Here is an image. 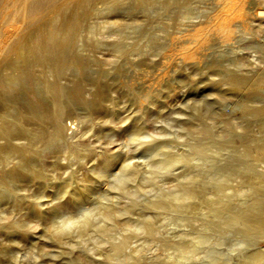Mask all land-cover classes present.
<instances>
[{"label": "rangeland", "instance_id": "374dc122", "mask_svg": "<svg viewBox=\"0 0 264 264\" xmlns=\"http://www.w3.org/2000/svg\"><path fill=\"white\" fill-rule=\"evenodd\" d=\"M1 1L0 49L7 46L8 37L14 35L15 28L20 23L15 12L17 4L9 0ZM150 2L151 0L141 4L135 0H118L115 3L99 2V12L88 15L87 25L78 26L75 31L73 30V33L79 36L71 33L72 37H77L79 41L77 38L76 40L72 38L74 42L72 41L71 49L66 51L61 65L55 68L50 63L48 69L42 68L43 71L47 69L49 74L55 73L59 77L76 74L81 69L80 80L89 88L93 86L95 76L101 77L105 81L103 88L98 90L102 92L100 96L102 99L97 98V90L94 91L93 87L94 93L92 94V90L89 92L90 89H88V94L87 91L84 94L85 99L83 97L81 100L68 99V97L60 96L58 100L61 104L63 102L61 112L63 123L67 126V122L72 120L77 122L78 126L74 134L68 133L70 131L68 128L66 132L73 137L86 134L84 143L69 149L63 141L52 136L45 137L33 142L32 147L36 149L35 152L32 151L27 156L20 152L21 158L24 156L23 160L30 162L29 173L27 171L17 176H0L1 260L7 252V244L9 246L16 240L18 242L31 237L34 230L38 231L42 237H50L48 232L52 234L53 230L68 222L67 218L78 221L85 213L93 214L94 223L113 226L119 232H123V228H125L124 231L130 228L134 230L148 219L149 223L157 227L156 231L157 229L159 231L156 237L149 238L147 234L145 236L139 234L131 237V240L136 241L134 243H141L139 246L140 249L143 248L141 253L145 256L149 254V257L159 255L158 253L165 251L161 252L162 247L166 248L167 253L166 251L164 253L168 260L171 258L170 264H175L174 260L179 262L180 257L181 264L188 262L189 264H208L209 261L214 263L211 257H207L209 251L214 249H218L220 256L224 255L226 259L229 255V258L231 255L237 257L243 251L244 248H241L243 245H247L251 252L257 249V251L264 250V228L259 232L253 229H245L243 230L245 232H241V228L236 232L231 226L232 231L228 229L229 226L224 223L209 226L207 220L209 217L212 218V211L206 209L205 203H202L203 200L196 202L202 197L198 195L197 198L190 200L183 197L188 186L197 187L199 184L200 176H187L189 170L197 169L196 166L191 167L186 161H179L176 165L174 164L175 169L172 166L171 171L169 168L168 171L152 165L154 157H152L151 149H154L153 145L158 143H164L166 148L171 150L177 148L176 150L180 152L185 151L190 160L198 158L197 151L192 148L196 147L199 139L197 136L199 129H196L198 111L201 108L199 104L202 106L206 101L209 103L211 100L209 97H213L210 91L211 79L214 77V74L211 77L213 68L209 66L211 70L205 66V61L198 66L184 65L183 67V63L179 62L178 58L186 53L193 43H197L199 34L216 28L227 9L225 10L224 3L220 4L222 6H217L210 0H186L179 7L176 4L167 3L166 0ZM220 7L223 9L220 10ZM47 9L44 12H49V16L54 13L53 7ZM179 20L191 23L188 26L189 29H185L187 33L192 32L188 34L191 38L185 30H182L185 34L177 33V29L184 28L183 25L178 26ZM106 22L110 24L106 25ZM114 22H120L121 29H126L125 32L118 30L123 33L122 35L118 31L115 33V29H119V26L112 27ZM44 24L40 25L41 29L45 27ZM110 26L114 30V35L110 32L112 30ZM35 32H33L34 35ZM8 33L11 35L8 36ZM177 34L180 36L178 37ZM185 35H187V41L184 39ZM76 49L82 53L83 57L73 56ZM165 52H172V57L166 60ZM205 59L210 61L211 58L204 56ZM202 64L205 67H201ZM161 69H164V72ZM41 84V81H36L40 95L45 98L46 105L50 106L52 98L43 91ZM153 88L155 91L152 90ZM25 90L27 89L20 88L21 93L18 90L15 92L17 96L20 93L19 97L12 96L27 97L29 93L28 91L25 93ZM207 97L209 100L206 99ZM20 138L19 141L28 142L26 137ZM1 140L4 139L1 138ZM146 144L151 146L148 148ZM3 162H6L4 156L0 158V166ZM247 162L250 160L244 158L240 164L243 166ZM220 177L224 178L222 179L224 182L220 180ZM232 177L219 176L222 183L226 181L225 193L232 202L250 201L257 196L254 185L251 186L246 180L238 182ZM253 188L254 191L251 190ZM37 206L38 209H36ZM99 207L102 208L101 210L103 207H108L114 211V214L105 220L99 214ZM91 227L85 232L72 229L60 238H64L62 241L68 239L72 243L80 234L83 236L82 240L89 235L91 239L83 241L84 244H88L94 241L93 237L96 238L97 235L93 231L94 227L90 230ZM42 230H47V234L39 233ZM221 233L224 235L222 236ZM253 233L255 234L252 235ZM146 236L147 238H143ZM219 236L226 238L228 236V238ZM194 239L195 247L192 246ZM190 243L197 249L191 252L194 256H189L190 253L186 249L192 248ZM158 244L162 247L159 248ZM200 245L210 248L205 249L206 247L202 248ZM195 255L197 259H193ZM187 256L189 259H186ZM260 257L264 264V252Z\"/></svg>", "mask_w": 264, "mask_h": 264}, {"label": "bare ground", "instance_id": "6f19581e", "mask_svg": "<svg viewBox=\"0 0 264 264\" xmlns=\"http://www.w3.org/2000/svg\"><path fill=\"white\" fill-rule=\"evenodd\" d=\"M10 1L17 4L15 12L18 15L17 18L20 19V23L16 26L14 35L8 33V36H11L8 37L9 41L7 39V46L5 48L1 47V49L4 48V50L0 49L2 52L0 54V158L3 156L6 157V162H3L0 166V176H17L19 173L24 174L23 172L27 171L29 173V166H31L30 162L28 160H23L24 156L21 158L20 152H23V154L25 153L26 156L32 151L35 152L36 149L32 147L33 142L42 140L45 137L52 136L53 138L59 139L63 141L69 149L84 143L86 134L84 135L83 133L76 137L68 134H74V132L78 130L77 122L71 120L68 121L67 126H65L63 123V113H61L63 102L61 104L58 98L60 96L61 98L65 96L68 97V99L81 100L82 97L85 99L84 94L90 89L89 92L92 90L91 93L97 90V98L102 99L100 97L102 92L99 91V93L98 90L103 88L105 81H103L101 77L95 76L92 82V87L95 89L93 91L92 87H86V84L80 80L79 76L82 71L81 69V71H77L78 73H71L65 77H59L55 75V73H53L55 76L49 74L47 69L50 63H52L55 68L61 65L66 51L72 46V38L76 40L79 36V34L73 33V30L75 31L78 26L87 25L88 15L99 12V2L115 3L118 0H9V2ZM135 1L141 4L146 0ZM185 1L186 0H166L167 3L176 4L178 7L181 4L183 5ZM0 2L2 1L0 0ZM210 2L217 6H222L220 4L224 3L223 6H225L224 8L225 10L227 9V11L223 14L221 13L222 20L214 30L206 31L201 34L198 33L199 39H197V43H193V46L190 48L188 47V51L178 58L180 59L179 62L183 63V67L184 65L198 66L205 61V66H211L213 68L211 77H213V74L214 77L211 79L210 83L212 95L211 93L209 94V96L211 95L213 97L210 98L208 96L209 99H211L209 103L206 101L202 106L199 104L201 108L198 111V124H196V126L198 125L196 129H199L197 135L199 139L197 138L198 143L197 145L195 144L196 147L193 145L194 148H192L197 151L198 158L194 160V155V157H192L194 159L190 160L185 151L180 152L176 150L177 148L171 150L166 148L164 143H158L157 145H153L154 149H151L153 150V154L151 153L152 157H154V163L152 162V165L159 169L168 170L169 168L170 171L172 166L175 169L174 164L176 165L179 161H186L191 167L196 166L197 169L195 171L189 170L187 176H200L199 184L197 187L188 186V188H184L183 197L188 200L195 199L198 195L202 197V199L196 200V202L203 200L202 203H205L206 209L212 211L211 219L209 217V220H207L208 218L205 215L207 218L205 221L207 220L208 225L210 224L209 226H211L212 224L216 226V224L224 223L229 226L228 229L232 227V230L235 229L236 232L241 228V232H245L243 231L245 229H253L255 232H259L264 228V0H210ZM150 3H152V0ZM225 4L228 6L227 8ZM4 5L6 4L4 3ZM49 7L54 8V13L50 16L49 12H44ZM221 9L223 8L220 7V10ZM107 23L108 22L105 24L107 25ZM177 23L178 26H184L182 29H177V33H184L182 30L187 29L188 26L191 25V23L186 20H179ZM41 24L45 25L43 29L40 28ZM120 24V22L112 23V27L113 25L116 28L119 26V29H115V33L118 30L120 32H125L126 29H121ZM112 27L110 26L113 30ZM112 30L110 32H113L114 35V30ZM34 31H36L35 35L33 33ZM119 31L118 33L122 35L123 33ZM71 33L74 35L77 34L75 35L77 37H72ZM185 33L187 35L190 33L192 34V32L187 33L186 30ZM187 35H185V41H187ZM179 36L180 35H178V37ZM189 36L191 38V35H188V37ZM110 37L111 36H109V38ZM114 38L115 37H113V39ZM182 39L180 40L182 41ZM77 40L79 41L78 38ZM98 43L99 42H97V44ZM165 53H167L164 54V58H167L166 60L172 57V52ZM73 56L78 58L83 57L82 53L77 49L74 51ZM201 56H203V58ZM204 56L207 58L210 57V61H208L209 59H207V61L206 59L204 60ZM177 64L179 65V63ZM203 66L202 64L201 67ZM45 67H48L46 69L47 71L45 70L46 72L43 71ZM103 68L106 69L107 67ZM209 69L211 68L209 67ZM161 70L164 72V69ZM168 70L169 69H167V71ZM165 73H163V75ZM163 75L162 77H164ZM157 76L159 77L160 75ZM153 77H155V75ZM61 78H64V80H61ZM38 80L42 82L41 88H43V91L52 98L50 106L46 105L45 98L39 93V87L37 88L36 86V81ZM153 86L155 87V84ZM20 88L27 89L25 90V93H27L26 91L29 93L28 96L25 95L27 97H24L22 92L23 95H21L23 97L16 98L19 97L21 93ZM17 90L20 92L18 96L15 94ZM12 95H16V97ZM208 97L206 99H208ZM66 128L70 130L68 133L66 132ZM22 136L23 138L26 137L28 142L19 141ZM1 138L4 140H1ZM149 146L151 145L146 144V147L149 148ZM244 158L248 161L250 160V162L244 163L242 166L240 162H242ZM219 176H233L232 178L238 182H244V180H246L251 186H255L254 188L257 191H255V193L257 196L253 197L250 201L243 200L244 202H232L228 194L225 193L226 181L222 183L220 180H224V178L220 177L219 180ZM254 188L251 190L254 191ZM249 197L251 198V196ZM243 198L245 199V197ZM101 207H99V214L104 217L103 219L110 218V216H112L111 214H114L112 209L103 207V210H101ZM38 208L37 206L36 209ZM189 210L191 211L192 209ZM92 215L91 213H85L78 221L67 218V225H65V222L64 225L53 230L52 234L48 232L50 237H42L41 234H38V231L34 230L31 237L21 241L18 240V242L16 240V242L11 243L9 246L7 244V252L6 254L4 253L5 255L2 260L0 259V264L172 263V260H170L171 258H169V261L165 256L164 252L167 249H164L160 244L158 245H160L159 248L162 247L161 252L163 250L165 251L158 253L159 255L156 254L157 256L154 255L149 257V254L145 256L144 253H141L143 252V248L141 247L142 249H140L139 247L141 243H134L136 241L132 242L133 240H131V237L133 238L136 235L142 234L145 236V234H147L149 238H151V236L154 238L157 232L159 233L158 229L156 231L157 227L152 225L153 223H149L148 219L142 223L143 225L141 224L140 227L137 226L138 228L134 230L130 228V230L126 229L127 231H124L125 228L122 227L123 232H119V230H115L113 226L110 227L106 224L94 223ZM201 224L202 223H200V225ZM90 226L94 227L93 231L96 232L97 235L96 238L93 237L94 241L90 240L91 242L88 244H84L83 241L86 242L91 239L89 235H86V237L83 238L84 240H82L83 236L80 234L77 239H71V241L73 240L72 243L69 242L68 239H65L66 241L68 240L66 242L64 240L62 241V239H64L63 237L60 238L72 229L73 231L75 229V231L85 232ZM92 227L90 230H92ZM204 229L206 230L207 228ZM131 230L133 232H130ZM41 232L46 233L47 230H42L39 233ZM82 234L85 235V233ZM254 234L255 233L252 235ZM223 235L224 234H222V236ZM256 235L258 236V234ZM147 236L143 238H147ZM222 236L219 237L221 238ZM197 237H199V235ZM81 241L82 244H80ZM192 242L193 245L190 243V247H195V239ZM202 245L200 246L202 247ZM187 247L189 246L187 245ZM207 247L208 249L210 248L205 245L202 248L207 249ZM241 248L245 250L242 249L243 251L237 257H232L231 255L229 258L230 255L227 256L228 259L223 257L224 255L220 256L218 249L209 251L207 257H211V261L214 263H211L207 259V261H209L208 264L263 263L260 256L263 254L264 250H260V247V251H257L258 249L256 248L257 250L254 252H251L247 245H243ZM186 249L190 254L192 251L197 250L193 247ZM190 254L188 255H193ZM168 255L169 254H167V256ZM196 257L195 255L193 259H197ZM186 259H189V257ZM177 262L174 260L173 263L176 264ZM179 262H181V257ZM187 264H189V262Z\"/></svg>", "mask_w": 264, "mask_h": 264}]
</instances>
